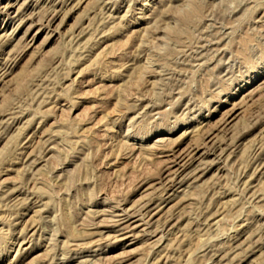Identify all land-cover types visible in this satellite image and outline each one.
<instances>
[{
	"label": "rangeland",
	"instance_id": "obj_1",
	"mask_svg": "<svg viewBox=\"0 0 264 264\" xmlns=\"http://www.w3.org/2000/svg\"><path fill=\"white\" fill-rule=\"evenodd\" d=\"M0 264H264V0H0Z\"/></svg>",
	"mask_w": 264,
	"mask_h": 264
}]
</instances>
